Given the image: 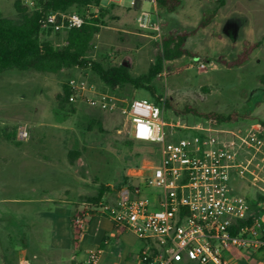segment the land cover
I'll list each match as a JSON object with an SVG mask.
<instances>
[{
  "label": "rangeland",
  "instance_id": "374dc122",
  "mask_svg": "<svg viewBox=\"0 0 264 264\" xmlns=\"http://www.w3.org/2000/svg\"><path fill=\"white\" fill-rule=\"evenodd\" d=\"M14 1L0 0V16L19 22ZM19 1L29 12L39 9L38 0ZM179 1V7L168 13L157 6L154 10L151 0H143L139 9L134 8V0H112L113 8L103 9V26L94 35L87 58L105 69L125 63L129 75L136 78L154 63L162 26L166 31H191L185 46L193 57L165 61L147 85L153 95L129 84L116 87L115 95L159 106L164 120L174 125L167 130L170 140L184 138L204 149L218 146L234 151L231 165L236 166V174L230 186L257 214L264 189V84L257 79L264 75V0ZM99 7L83 13L72 8L67 13L100 17ZM140 12L153 15L151 22L158 23L159 34L138 27ZM66 32L42 29L39 39L58 48L64 45ZM244 41L258 43L248 62L224 66L222 61L233 60ZM72 78L91 82L97 92L107 90L89 69L0 74V201L6 202L4 207L24 210L23 215H0V264H11L14 252L22 247L42 264H91V253H98L100 264H134L133 257L144 247L129 231L116 234L103 216L99 225L97 220L89 221L81 237L70 223L84 209L114 201L125 175L158 159L155 147L130 138L120 111L104 112L89 104L88 97L95 94L71 97L59 108L56 95ZM186 106L203 114L237 113L244 118L213 122L182 114ZM21 131L27 138H21ZM75 152L77 157L70 163L68 153ZM157 192L144 190L151 197ZM96 199L97 204L89 202Z\"/></svg>",
  "mask_w": 264,
  "mask_h": 264
},
{
  "label": "built area",
  "instance_id": "2783aa9c",
  "mask_svg": "<svg viewBox=\"0 0 264 264\" xmlns=\"http://www.w3.org/2000/svg\"><path fill=\"white\" fill-rule=\"evenodd\" d=\"M152 17L140 12L137 25L159 34ZM84 23L76 13L54 12L45 16L41 27L60 33ZM68 87L72 97L95 94L88 97L89 104L104 112L120 111L130 138L150 144L158 154L157 162L126 175L114 201L99 202L71 219L78 237L92 217H106L144 243L139 264H233L232 250L248 253L264 248V189L263 206L254 214L248 200L230 186L236 174V166L231 165L234 151L218 146L204 149L184 138L170 140L167 130L174 125L164 120L159 106L145 99L123 100L115 95L116 89L106 86L107 90L97 92L95 85L84 79H69ZM20 136L27 138L26 131ZM150 188L158 190L152 197L144 193ZM97 255L90 254L91 264L97 262Z\"/></svg>",
  "mask_w": 264,
  "mask_h": 264
},
{
  "label": "trees",
  "instance_id": "16d2710c",
  "mask_svg": "<svg viewBox=\"0 0 264 264\" xmlns=\"http://www.w3.org/2000/svg\"><path fill=\"white\" fill-rule=\"evenodd\" d=\"M100 2L101 0H38L39 9L29 12L27 7L21 5L19 0H15L14 8L20 16V21L13 22L0 16V74L5 70H33L40 73L57 74L62 70L71 68L89 69L104 86L110 89L129 84L136 88L143 87L153 95L151 87L147 85H150L151 81L161 72L165 61H174L184 56L193 57V54L185 46L186 40L192 35V32L166 31L165 26H162L164 33L161 38L159 52L154 63L150 65L144 75L133 78L127 72V68L122 65L107 69L103 68L99 63L87 58L93 37L103 26V23L100 22V18L105 14L103 9H100V17L91 13L90 17H84L85 23L82 27L67 31L63 46L55 48L48 41H40L42 20L47 14L54 12L67 13L72 8L79 13H83L93 7L98 8ZM218 3L222 4L223 0ZM155 4L158 9L172 13L179 7L180 1L155 0ZM210 18L211 16L205 22H202L201 26H204ZM257 47L258 43L244 41L241 51L236 57L231 61H222V64L229 68L239 67L248 62L250 55ZM257 79L261 84H264V75L259 76ZM71 97L72 93L66 82L62 86L61 92L56 95L59 108L69 103ZM156 100L160 101V98L158 97ZM180 112L182 114L192 113L206 120L219 123H232L243 117L237 113H231L227 116L215 112L203 114L189 106H186ZM261 125L264 126V123ZM75 157H77L76 152L69 153L70 162ZM125 182L126 178L123 177L120 186ZM89 202L97 204L99 201L96 199ZM241 223L240 221L239 224L241 225ZM114 227L116 231L124 230ZM234 233L236 232L234 231Z\"/></svg>",
  "mask_w": 264,
  "mask_h": 264
},
{
  "label": "crops",
  "instance_id": "0c3cea01",
  "mask_svg": "<svg viewBox=\"0 0 264 264\" xmlns=\"http://www.w3.org/2000/svg\"><path fill=\"white\" fill-rule=\"evenodd\" d=\"M142 1L143 0L134 1V3H133L134 8L139 9L141 7ZM151 1L154 3V10H155L156 9L155 0H151ZM100 7L102 9H105L108 11L111 10L113 8L112 0H101ZM68 157H69V153H68ZM69 162H70V160H69ZM125 178H126V175H125ZM76 185L77 184H75V186ZM76 188H77V186L75 187V189ZM67 192L68 191L66 190V193ZM7 203L9 204V200L7 201ZM76 203H75V205H76ZM4 204H6V202L0 201V215H23L24 214V210H20V209L16 210L13 208L4 207V206H2ZM100 218H101V216H95V217H92V219H90V221L91 220H97L96 224L99 225V223H100L99 219ZM108 222L110 223V226H111L112 230L114 231L115 227H114L113 223H111L109 220H108ZM70 223H71V220H70ZM88 225H89V223H88ZM123 231H125V230H123ZM123 231H116L115 230V233L121 234V232H123ZM14 253H15V255L11 259V264H19L22 261H28L30 264H42L39 261L38 257L30 256L28 254L27 250L23 247L16 250ZM231 253H232L231 260H232L233 264H246V263L250 264V262H252V261L256 262L257 264H264V248L258 250L257 252L243 253V252H237L235 250H232ZM133 262H134V264H139L138 256L133 257ZM95 264H100V263L97 261Z\"/></svg>",
  "mask_w": 264,
  "mask_h": 264
},
{
  "label": "water",
  "instance_id": "95a60500",
  "mask_svg": "<svg viewBox=\"0 0 264 264\" xmlns=\"http://www.w3.org/2000/svg\"><path fill=\"white\" fill-rule=\"evenodd\" d=\"M122 66H123V67H126V64H125V63H123V64H122Z\"/></svg>",
  "mask_w": 264,
  "mask_h": 264
}]
</instances>
